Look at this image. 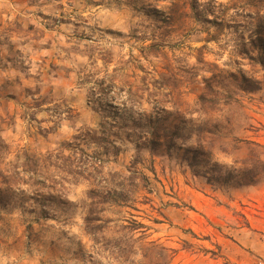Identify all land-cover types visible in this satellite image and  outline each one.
<instances>
[{"label":"rangeland","instance_id":"rangeland-1","mask_svg":"<svg viewBox=\"0 0 264 264\" xmlns=\"http://www.w3.org/2000/svg\"><path fill=\"white\" fill-rule=\"evenodd\" d=\"M255 34L264 0H0V264H264V174L222 190L141 150L134 201L88 195L131 174L133 120L194 109L209 82L264 146ZM92 137L117 154L93 183Z\"/></svg>","mask_w":264,"mask_h":264},{"label":"trees","instance_id":"trees-1","mask_svg":"<svg viewBox=\"0 0 264 264\" xmlns=\"http://www.w3.org/2000/svg\"><path fill=\"white\" fill-rule=\"evenodd\" d=\"M255 37V47L264 54L263 38L256 34ZM96 86V93L103 98L111 92L110 85ZM237 89L246 88L237 84ZM250 89L253 90L254 86ZM194 106V109L187 112H179V109L169 112L163 109L153 110L149 114H140L139 120H133L132 129L136 133L134 147L137 155L131 163V174H107L108 178L101 177L103 185L114 183L118 191L108 189L98 194L95 190H90L89 198L98 199L102 204L111 198L112 203L116 202L117 205L134 201L138 184L133 169L134 165L140 162L141 150L148 151L151 156L176 159L178 166L188 171L192 178L222 190H235L257 184L264 174V146L239 135L238 131L244 128L240 100L234 94L226 95L214 90L209 82L206 84V91L197 96ZM84 137V134H80L76 139L81 142ZM92 141L101 149L97 148L98 151L89 157L90 160L81 163L79 170L85 169V179H92L93 183L104 169L110 155L116 157L117 154L110 152L106 138L92 137ZM216 154L226 156L230 163L219 164L214 160ZM93 228L96 231L100 229L99 226ZM120 244L122 243L118 242L117 247Z\"/></svg>","mask_w":264,"mask_h":264}]
</instances>
